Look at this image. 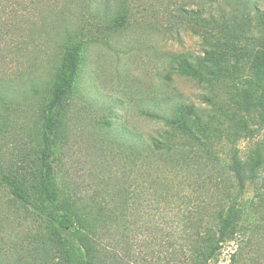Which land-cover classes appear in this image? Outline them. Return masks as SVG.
<instances>
[{
    "label": "rangeland",
    "instance_id": "obj_1",
    "mask_svg": "<svg viewBox=\"0 0 264 264\" xmlns=\"http://www.w3.org/2000/svg\"><path fill=\"white\" fill-rule=\"evenodd\" d=\"M205 2L108 0L112 8L122 4L128 10L127 25L111 32L103 25L110 10L96 11V0H77L57 21L51 15L46 27L34 26L30 39L25 30L33 22L25 18V0L1 1L0 6H9L4 7V18L15 15V26L0 19V169L25 177L31 161L38 164L42 110L57 79L63 51L76 40L84 46L76 90L69 100L78 111L71 104L72 109L65 112L66 131L52 155L55 167L72 186L108 189L124 181L134 168L140 191L144 162L138 144L157 135L163 122L155 113L172 110L174 102L193 104L200 117L204 131L198 135L209 143L201 161L205 171L227 165L232 149L245 158L251 147L264 148V126L249 116L245 129L241 123L246 115L236 105L237 91L255 76L253 62L264 52L262 21L253 17L242 27L239 19L237 27L231 24L226 31L207 36L197 14L203 7L217 12L224 2ZM205 35L208 41H218L221 52L216 65L207 64L212 73L200 69L195 76L177 74L180 56L194 60L209 48ZM130 143L137 145L136 152ZM134 156L135 165L130 163ZM199 174L190 166L175 172L176 196L196 190ZM252 195L249 186L244 199ZM257 214L263 225L264 208ZM47 225L37 211L0 184V264H54L55 251L45 242ZM148 236L141 232L132 240L130 264H158L156 256L168 252H162L153 240L141 246ZM232 249V243L224 245L210 264H227Z\"/></svg>",
    "mask_w": 264,
    "mask_h": 264
},
{
    "label": "trees",
    "instance_id": "obj_2",
    "mask_svg": "<svg viewBox=\"0 0 264 264\" xmlns=\"http://www.w3.org/2000/svg\"><path fill=\"white\" fill-rule=\"evenodd\" d=\"M1 1L7 2L0 0V5ZM76 1L25 0V18L33 22L25 30L26 36L32 39L34 26L46 27L51 15L57 21ZM96 2V11L110 10L103 24L105 30L113 32L127 25L128 10L124 5L114 9L108 0ZM221 2L224 3L217 12L203 7L197 14L207 36L212 31L222 33L231 24L237 27L239 19L245 27L253 17L262 21L264 29V0ZM4 7L9 6H0V19L7 13ZM15 8L11 6L13 13ZM7 17L4 19L14 25L15 15ZM206 35L209 48L194 60L180 56L177 74L195 76L200 69L212 73L207 64L216 65L221 52L218 41H208ZM83 46L82 40H76L63 51L57 79L42 110L38 164L31 161L25 177L0 169V184L48 222L45 242L55 251L54 264H130L132 240H137L141 232L149 235L141 246L153 240L162 252L168 251L156 256L158 264H210L227 243L234 247L227 264H264V224L259 223L257 214L264 208V148L251 147L245 158L232 149L227 165L217 164L205 171L201 161L209 143L198 135L204 129L193 104L174 102L172 110L165 108L155 113V118L163 122L161 129L138 144L143 153L140 161L144 162L142 180L138 182L140 191L136 190L134 168H130L124 181L103 190H82L61 176L52 155L66 131L65 112L71 106L78 111L69 98L76 90ZM253 70L255 76L236 93V105L246 115L241 123L245 129L249 128V116H255L264 126V52L254 60ZM129 148L136 152L137 145L130 143ZM136 162V156L131 157L130 163ZM188 166L200 173L199 184L196 190L176 196L173 174ZM249 186L253 195L246 200L244 193Z\"/></svg>",
    "mask_w": 264,
    "mask_h": 264
}]
</instances>
